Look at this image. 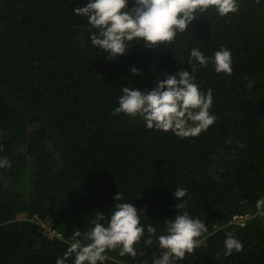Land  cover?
I'll return each mask as SVG.
<instances>
[{"label": "trees", "instance_id": "1", "mask_svg": "<svg viewBox=\"0 0 264 264\" xmlns=\"http://www.w3.org/2000/svg\"><path fill=\"white\" fill-rule=\"evenodd\" d=\"M87 2L0 0V159L11 162L0 168V264H56L75 230L88 231L98 212L110 218L117 192L140 210L145 237L135 258L115 249L104 264H152L165 221L184 211L208 231L175 264H264V216L255 207L264 197V0H238L239 12L223 17L198 13L174 44L141 41L114 60L73 12ZM221 46L231 51V76L192 61L201 91L213 90L216 122L207 131L181 139L112 115L123 87L151 90L166 73L191 71L192 48L212 57ZM177 187L188 190L186 209H176ZM235 214L250 217L240 225ZM228 233L243 250L225 256Z\"/></svg>", "mask_w": 264, "mask_h": 264}, {"label": "clouds", "instance_id": "2", "mask_svg": "<svg viewBox=\"0 0 264 264\" xmlns=\"http://www.w3.org/2000/svg\"><path fill=\"white\" fill-rule=\"evenodd\" d=\"M210 9L223 17L238 13L239 3L238 0H132L129 7V0H88L85 6H77L73 12L86 17L90 30L95 29L90 35L91 44L108 54L105 59L114 60L126 54L134 43L141 41L148 49L174 44L177 35L188 30L198 13L203 14ZM193 60L201 67H206L211 61L218 74L231 76L233 73L229 49L221 46L209 57L199 48H192L188 60L191 71L181 69L175 74L166 73V78H158L151 90L123 87L118 107L114 108L112 115L140 118L148 129L171 131L181 139L196 137L207 131L216 122V116L210 111L213 90L209 88L206 93L201 91L196 82L197 68ZM131 72L138 75L139 69L132 66ZM252 86V82H249L248 87ZM10 166L11 162L6 157L0 159V168ZM187 194L186 188H176L173 195L180 201L176 209L187 208L188 202L184 199ZM114 200L117 203L110 210V218L98 212L88 231L82 234L75 230L72 242L66 252L56 258V264H67L69 258H74L73 264H104L108 259L106 253L115 249H119L120 256H137L135 245L145 237L140 210L132 202H126L120 192L114 195ZM255 207L257 213L264 216V197L256 200ZM35 217L37 223V219L41 218ZM165 225L164 234L157 237L161 252L152 264H175V261L183 260L186 254L193 253L201 246V238L208 231L205 222L193 218L188 211L166 220ZM147 233L144 243L151 245L156 228L148 224ZM223 244L225 256L243 250L242 242L232 233L227 234Z\"/></svg>", "mask_w": 264, "mask_h": 264}, {"label": "built area", "instance_id": "3", "mask_svg": "<svg viewBox=\"0 0 264 264\" xmlns=\"http://www.w3.org/2000/svg\"><path fill=\"white\" fill-rule=\"evenodd\" d=\"M247 218H249V215L235 214L233 216L232 222L244 225ZM37 223L41 228H43L45 234H48L50 236L57 235L55 234V230L51 226L45 224L41 219H37Z\"/></svg>", "mask_w": 264, "mask_h": 264}, {"label": "rangeland", "instance_id": "4", "mask_svg": "<svg viewBox=\"0 0 264 264\" xmlns=\"http://www.w3.org/2000/svg\"><path fill=\"white\" fill-rule=\"evenodd\" d=\"M23 215H19V217H22Z\"/></svg>", "mask_w": 264, "mask_h": 264}]
</instances>
